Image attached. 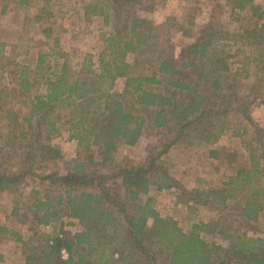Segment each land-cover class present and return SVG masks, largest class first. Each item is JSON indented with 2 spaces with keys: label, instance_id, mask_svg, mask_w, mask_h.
Masks as SVG:
<instances>
[{
  "label": "trees",
  "instance_id": "16d2710c",
  "mask_svg": "<svg viewBox=\"0 0 264 264\" xmlns=\"http://www.w3.org/2000/svg\"><path fill=\"white\" fill-rule=\"evenodd\" d=\"M227 1L233 12L250 13L240 33L210 24L178 54L171 44L169 21L156 25L137 14L143 0H96L84 5L86 18L103 17L111 31L104 36V49L97 56L85 54L76 70L57 46L58 39L39 53L33 69L17 61L16 46L11 53L0 41L1 76L11 71L16 83L0 82V124L7 120L14 131L0 145V194L18 192L29 178L42 185L28 194L21 192L12 208L19 224L31 226L28 239L0 221V243L14 237L21 244L23 264H264V236L241 228L253 227L264 210V129L252 115L253 107L264 105V97L256 103L243 92V79L251 77L252 64L260 80L251 93L264 82V9L255 0ZM47 6L35 16L36 24L43 25L52 15ZM8 8L5 4L2 11ZM235 20L239 22V16ZM42 33L51 38L53 29L44 28ZM238 37L255 50L232 71L230 59L242 50L229 55L225 42L237 45ZM131 53L137 56L134 63L127 60ZM119 79L124 80L122 91L116 89ZM13 96L19 97V111L8 108ZM231 112L244 117V132L236 134H250L255 144L249 167L237 170L225 183L227 190L192 189V201L222 214L185 231L177 220L161 216L151 198L142 202V195L151 187L178 188L180 183L165 168L162 156L181 142L215 145L228 129ZM63 130L77 143L70 162L51 142ZM151 131L162 138L160 149L150 150L146 164H116L120 143L133 147ZM13 155L15 163H7ZM208 156L217 160L221 151L210 147ZM61 161L67 166L65 174L38 172L42 163ZM110 166L124 187L122 199L103 171ZM248 190L251 195H244ZM228 209L232 215L224 213ZM65 218L82 227L71 238L61 231L38 230L57 222L64 225ZM205 234L220 236L225 245L207 242Z\"/></svg>",
  "mask_w": 264,
  "mask_h": 264
},
{
  "label": "rangeland",
  "instance_id": "374dc122",
  "mask_svg": "<svg viewBox=\"0 0 264 264\" xmlns=\"http://www.w3.org/2000/svg\"><path fill=\"white\" fill-rule=\"evenodd\" d=\"M18 1L0 0V41L8 44L7 48L11 53L14 46L17 47L15 49V52L19 54L17 61L22 65L33 69L39 53L48 51L49 48L53 47L55 45L54 39L59 40L57 46L68 54L69 64L75 70L83 61L85 54L92 53L97 56L104 49V36L111 31V27L105 25L103 17H90L88 19L83 12L84 5L96 0H50L48 4H46L47 0H30L29 3L25 4H20ZM5 4H8L9 7L7 12L2 11ZM255 4L261 5L264 9V0H255ZM46 5H48L47 7L52 15L44 20L43 25L36 24L34 21L35 16ZM232 9V5L227 0H165L160 3L153 0H143L141 5L137 7V14L156 25L169 21L168 31L172 35L171 44L173 47L176 45L174 52L178 54L181 46L195 41L201 30L210 24L219 30L228 31L230 34H239L240 25H247V16L250 13L233 12ZM238 16L240 18L239 22L235 20ZM47 27L53 29L51 38H46L42 33L43 29ZM186 32L189 33V36H185ZM237 40L239 41L237 45L232 40L225 42L227 43L226 51L229 55H234L237 49L242 50L239 55L236 54L235 57L230 59L232 71L240 68L244 62V56H248L250 52L255 50V48L246 47L240 37ZM254 56L256 57V54ZM127 60L134 63L137 56L131 53L128 55ZM255 66L256 64L251 66V69H253L251 77L243 79V92L245 95L250 94V101L259 103L260 99L264 97V82L260 85V88L251 93L252 88L260 80V74H256L254 70ZM10 72L2 76L0 72V82L4 86L11 85V81L13 85H16ZM43 89L45 87L42 85L41 91ZM116 89L118 91L124 89L123 79L117 81ZM10 99L11 104L8 108L19 111L21 106L16 102L19 97L13 96ZM252 115L255 121L264 129V105L253 107ZM243 122L244 117L240 113L231 112L227 120L228 129L215 145H191L181 142L173 146L162 156V161L169 173L179 181L180 186L163 191L151 187L149 194L142 195L141 201L146 202L148 198H151L153 208L161 216L177 220L179 226L185 231H189L195 223L217 218L222 214V211L192 201L189 194L195 188L227 190L228 187L225 186V183L236 175L237 170L242 167H249L252 146H255V144L251 141L252 136L250 134L246 133L242 137L236 134L244 132ZM13 133L12 126L9 125L7 120L0 124V145L6 140L5 137ZM161 138L156 135L155 131H151L145 134L133 147L128 146L125 142L120 143L115 153L116 164H146L150 150L159 146ZM51 142L61 149L65 162H70L76 157L77 143L70 140L67 130L53 136ZM210 147L221 151L219 159L213 160L208 156ZM9 154L7 152L6 157L10 156ZM7 160L10 161L7 163L14 164L16 155L8 157ZM64 161L42 163L38 172L45 173L55 170L65 174L67 166ZM112 169L113 166H110L103 171L110 178L109 184L114 192L122 199L124 187L119 178L113 177ZM41 187L39 179L29 178L25 186L19 188L18 192H3L0 194V221L20 232L26 239L32 233L31 226L19 224L11 214L12 208L16 203V197L21 192L28 194L33 188L41 189ZM251 193L252 191L248 190L244 195H251ZM263 199L262 196L261 200L263 201ZM233 202L231 201L230 204ZM224 213L233 214L229 209ZM63 223L64 225L57 222L38 230L40 233L45 234L61 231L64 236L71 238L82 229L79 223H74L69 218H65ZM252 225L254 226L250 227L244 224L241 228L243 231H249L257 236H264V210L261 212L259 219L252 222ZM204 238L209 243L225 245V242L218 235L205 234ZM22 253L21 244L14 237L8 236L0 243V264H23Z\"/></svg>",
  "mask_w": 264,
  "mask_h": 264
},
{
  "label": "built area",
  "instance_id": "2783aa9c",
  "mask_svg": "<svg viewBox=\"0 0 264 264\" xmlns=\"http://www.w3.org/2000/svg\"><path fill=\"white\" fill-rule=\"evenodd\" d=\"M63 253H64V256L66 257V256H67V254L65 253V251H64Z\"/></svg>",
  "mask_w": 264,
  "mask_h": 264
}]
</instances>
